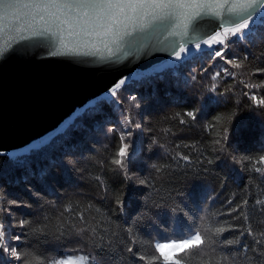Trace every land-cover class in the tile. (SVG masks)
Wrapping results in <instances>:
<instances>
[{
	"label": "trees",
	"instance_id": "trees-1",
	"mask_svg": "<svg viewBox=\"0 0 264 264\" xmlns=\"http://www.w3.org/2000/svg\"><path fill=\"white\" fill-rule=\"evenodd\" d=\"M212 51L201 49L183 62L187 79L180 86L172 77L154 84L129 81L125 86V98L138 97L130 111L141 124L140 129L133 126L129 145L131 180L111 162L124 128L116 111L109 113V123L117 129L114 133L107 126L94 130L92 119L76 115L65 135L59 131L49 138L50 145L21 151L27 161L24 167L17 168L7 155L0 156V207H9L11 200L22 203L10 207L2 221L10 234H25L19 247L32 253L29 264H52L54 258L90 246L92 239L98 244L92 249L98 264H142L127 251L132 245L128 228L139 241L147 242L143 248L140 243L132 245L134 252L159 257L149 245L187 238L201 227L200 217L206 218L209 228L223 223L226 231L220 239L238 238L248 251L214 243L221 255L194 249L175 257L180 264H226L222 255L229 256L227 264H264V174L255 170L264 167L255 163L264 155V110L241 94L248 89L240 83H264V73L257 72L264 68V34L233 39L229 56L238 57V62L248 59L240 69H230L237 76L222 73L217 85L222 97L207 93L210 75L200 84L190 79L199 77L202 65H212L211 74L229 67L209 61ZM252 91L264 96V88ZM198 105V120L184 115ZM124 108L127 113L128 106ZM225 136L227 151H216V141ZM185 156L188 160L182 159ZM118 196L124 200L123 213L117 208ZM21 220L28 225L21 228ZM229 224L238 227L229 229ZM81 227L88 231L80 233ZM212 240L217 237L213 235ZM0 264L17 262L0 252ZM151 264L163 261L158 258Z\"/></svg>",
	"mask_w": 264,
	"mask_h": 264
},
{
	"label": "snow or ice",
	"instance_id": "snow-or-ice-1",
	"mask_svg": "<svg viewBox=\"0 0 264 264\" xmlns=\"http://www.w3.org/2000/svg\"><path fill=\"white\" fill-rule=\"evenodd\" d=\"M213 22H216L213 27ZM211 25L210 29L207 28ZM264 34V0H0V61L11 54L17 56L24 63L33 59H59L79 66L91 68H127L111 87L96 96L77 117L87 115L94 121V130H103L107 126L109 132L117 129L109 123V113L119 112L123 118L124 128L120 131L121 146L112 158V164L117 170L131 180L128 167L132 157L130 155V141L133 126L140 129L141 124L132 118L130 109L137 106V95L124 96L123 90L129 81L139 84H154L174 78L176 85L186 81L183 75V62L189 57L193 48L203 47L213 50L209 61L223 62L228 65L211 74L209 67L201 66L200 75H191V81L200 84L201 79L211 80L207 84V93L216 97L224 96L217 85L223 79L222 73L235 77L238 73L230 69H240L243 60L229 56L228 49L233 39L247 40L250 36ZM159 57L148 68L139 67L147 60ZM10 58V57H9ZM207 63V61H206ZM264 73V68L257 69ZM248 97L255 106L264 110V96L258 97L253 88H264V83L250 84L240 81ZM206 96L202 95L203 100ZM218 100V99H217ZM218 102H220L218 100ZM128 106L126 113L124 106ZM199 105L184 113L192 121L198 120ZM75 119V118H74ZM74 121H68L60 129L59 135H65ZM217 140L218 152H226L224 141ZM153 143H156L153 140ZM51 140H44L40 144H33L28 152L39 150L44 145H50ZM9 161L17 168H22L27 161L23 159L24 152L15 151L4 153ZM118 157V158H117ZM218 158V157H217ZM182 159L188 160L185 156ZM235 159V158H234ZM209 164L213 160L207 161ZM257 165H264V155L255 158ZM256 171L264 174V167H256ZM43 175V173H42ZM143 185L145 181H140ZM117 208L124 212V200L117 198ZM0 200L3 196L0 195ZM246 203V202H245ZM9 207H0V252L7 254L17 264H29L34 259L31 252L23 251L19 245L24 240V233L10 234L2 221L3 214L9 213L10 207L22 206L19 201L11 200ZM233 212L236 209L232 210ZM238 220L239 216H232ZM205 217H200L201 227L194 228V233L183 239H168L157 241L149 245L159 253L148 255L134 252L133 246L140 243L143 248L146 241H139L133 229L128 228L132 245L127 247L129 254L136 255L142 264H151L156 259H162L163 264H180L175 258L194 249H204L210 254L217 253V246H238L237 252L248 251V246L241 244L238 238L220 239L226 228L220 226L209 228L205 226ZM86 221H82L85 223ZM27 220H21V228L28 225ZM238 226L229 224L228 228L235 230ZM87 228L81 227L80 233H86ZM251 235V232L248 233ZM216 236L214 242L212 236ZM244 232H240L243 236ZM259 243V242H257ZM98 247L94 239L91 245H82L65 253L59 259L54 258L52 264H98L92 249ZM226 262L228 255H222ZM219 264V261H217Z\"/></svg>",
	"mask_w": 264,
	"mask_h": 264
},
{
	"label": "water",
	"instance_id": "water-1",
	"mask_svg": "<svg viewBox=\"0 0 264 264\" xmlns=\"http://www.w3.org/2000/svg\"><path fill=\"white\" fill-rule=\"evenodd\" d=\"M212 26H217L216 22ZM3 42L0 38V44ZM159 59L147 60L139 67L146 69ZM127 71L59 59L24 63L6 54L0 61V152L24 151L53 137Z\"/></svg>",
	"mask_w": 264,
	"mask_h": 264
},
{
	"label": "rangeland",
	"instance_id": "rangeland-1",
	"mask_svg": "<svg viewBox=\"0 0 264 264\" xmlns=\"http://www.w3.org/2000/svg\"><path fill=\"white\" fill-rule=\"evenodd\" d=\"M201 49L203 50V49H208V48H207V47H203V46H202V48H201ZM201 49H200V50H201ZM197 51H199V50H197V49L193 48V49H192V51L189 53V57H190L191 55H193V54H194L195 52H197Z\"/></svg>",
	"mask_w": 264,
	"mask_h": 264
}]
</instances>
